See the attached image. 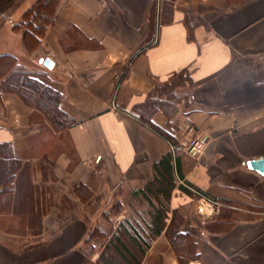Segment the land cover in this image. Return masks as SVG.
Wrapping results in <instances>:
<instances>
[{"label": "crops", "instance_id": "1", "mask_svg": "<svg viewBox=\"0 0 264 264\" xmlns=\"http://www.w3.org/2000/svg\"><path fill=\"white\" fill-rule=\"evenodd\" d=\"M36 2L0 0V264H97L103 244L86 240L103 201L138 195L169 155L182 179L167 222L183 215L193 264H264V174L249 166L264 160V0H174L164 20V0H62L39 43L16 29ZM16 70L60 96L61 127L9 87ZM143 264H179L164 232Z\"/></svg>", "mask_w": 264, "mask_h": 264}, {"label": "trees", "instance_id": "2", "mask_svg": "<svg viewBox=\"0 0 264 264\" xmlns=\"http://www.w3.org/2000/svg\"><path fill=\"white\" fill-rule=\"evenodd\" d=\"M61 1L38 0L25 14L21 25L16 26V29H24L27 33L32 34L39 43L40 39L44 38L48 28L54 23ZM173 3L174 0H164L162 20L166 19V11L172 7ZM174 83V80L168 83L162 87V91L173 90ZM9 84L10 88L19 86L22 89H19L20 93L24 94V91L30 98L38 95L44 98L46 107H49L46 110L48 115H50L51 121L58 128L62 126L64 122L61 117L63 115L57 109V102L60 98L58 94L43 87L37 81L29 79L21 70L13 72ZM165 87L167 88L164 89ZM165 94L170 95L173 93L168 92ZM147 125L154 130H160L151 122H147ZM154 169L156 172L154 180L147 183L144 189L138 192V195H141L150 207V211L147 214H137L141 219L140 221L126 217L117 224L113 234L109 235L107 233L114 228L111 226L112 222L108 215H105L106 225L99 226L90 232L86 240V244L90 248L93 247L94 249L96 240L102 241L103 244V250L97 259V264H143L153 241L163 232L176 253L179 264H193L200 259V254L192 236L182 231L184 217L181 212L174 210L170 222H167L171 213L170 199L177 184L176 176L181 178L178 160L173 159L172 155L166 156L155 165ZM11 180L12 176L8 178L7 185ZM190 187L192 188L190 184H181L179 186L186 194L192 195ZM196 192L200 196L206 197L210 202L218 203V201L213 200L205 193L199 190H196ZM121 205L120 202L114 205L113 210L117 212L116 214L120 213L119 208L122 207ZM145 215L149 217V220L145 219ZM231 215V210L222 211L220 219H230ZM224 225L225 223L219 220L213 224L217 230L223 229Z\"/></svg>", "mask_w": 264, "mask_h": 264}, {"label": "rangeland", "instance_id": "3", "mask_svg": "<svg viewBox=\"0 0 264 264\" xmlns=\"http://www.w3.org/2000/svg\"><path fill=\"white\" fill-rule=\"evenodd\" d=\"M184 148H185V146H184ZM180 193H181V191H180ZM117 194H118V196H117ZM100 196H103V194ZM178 196L180 197L181 194L180 195L177 194L175 196V198L179 199ZM107 198L108 199H106V201L105 200L103 201V206L101 208H99L100 213L98 212L96 217L92 219L93 221L92 222L90 221L91 222V226H90L91 231L94 230L95 228L99 227V226L106 225L105 222L103 224L100 223V221H102V219L105 218V215H108L110 221L112 222L111 226H112V228H114L113 226L122 216L131 217L137 221H140L141 219L138 217L137 214H139V215L143 214V213L147 214L150 211V207L148 206V203L143 199V197L141 195H132L131 196L129 191L124 192L123 190H121L118 193H116L115 195H110ZM118 200H121V201H118ZM184 200L187 201L186 204H189V203L192 204L191 201L192 200L195 201V198L184 197ZM118 202H120L122 204L121 205L122 207L119 208L120 213L116 214L117 212H114L113 207ZM97 207H98L97 203H95V204L88 206L86 209L83 210V212H80V211L79 212L81 213V215H84V216H87L90 214H95L98 211ZM186 210L190 211V209H187V208H186ZM101 215H103V218ZM188 215H190V214H188ZM190 220H192V224H195V225H197L196 224L197 222L200 224L202 221V220H199L195 214H191ZM109 228H110V226H109ZM189 229H192V228H189ZM111 231H109V233ZM109 233H107V234H109ZM95 244L100 245V244H102V241L96 240ZM89 252H90V254L93 253V247L90 248V246H89ZM157 262H155V263H157Z\"/></svg>", "mask_w": 264, "mask_h": 264}, {"label": "built area", "instance_id": "4", "mask_svg": "<svg viewBox=\"0 0 264 264\" xmlns=\"http://www.w3.org/2000/svg\"><path fill=\"white\" fill-rule=\"evenodd\" d=\"M207 140L208 137L202 135L193 140L187 141L184 144L187 155L191 158H198L204 152Z\"/></svg>", "mask_w": 264, "mask_h": 264}, {"label": "water", "instance_id": "5", "mask_svg": "<svg viewBox=\"0 0 264 264\" xmlns=\"http://www.w3.org/2000/svg\"><path fill=\"white\" fill-rule=\"evenodd\" d=\"M44 66H46L47 68H52L53 67V63L50 59H46L45 61H43ZM249 166L258 171L261 174H264V160H258V161H250L249 162Z\"/></svg>", "mask_w": 264, "mask_h": 264}, {"label": "bare ground", "instance_id": "6", "mask_svg": "<svg viewBox=\"0 0 264 264\" xmlns=\"http://www.w3.org/2000/svg\"><path fill=\"white\" fill-rule=\"evenodd\" d=\"M203 210H204V208H203Z\"/></svg>", "mask_w": 264, "mask_h": 264}]
</instances>
